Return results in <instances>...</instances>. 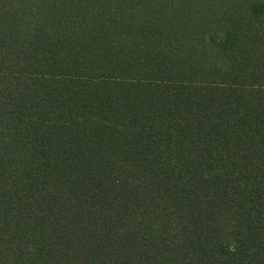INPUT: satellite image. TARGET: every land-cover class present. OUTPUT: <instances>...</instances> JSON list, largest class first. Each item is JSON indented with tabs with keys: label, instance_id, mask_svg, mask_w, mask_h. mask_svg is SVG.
Wrapping results in <instances>:
<instances>
[{
	"label": "trees",
	"instance_id": "trees-1",
	"mask_svg": "<svg viewBox=\"0 0 264 264\" xmlns=\"http://www.w3.org/2000/svg\"><path fill=\"white\" fill-rule=\"evenodd\" d=\"M0 264H264V0H0Z\"/></svg>",
	"mask_w": 264,
	"mask_h": 264
}]
</instances>
